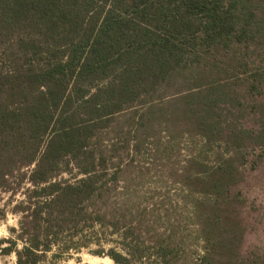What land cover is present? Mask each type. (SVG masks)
Listing matches in <instances>:
<instances>
[{"label": "trees", "instance_id": "obj_1", "mask_svg": "<svg viewBox=\"0 0 264 264\" xmlns=\"http://www.w3.org/2000/svg\"><path fill=\"white\" fill-rule=\"evenodd\" d=\"M195 139L174 174L202 196L200 264H264L241 257L245 227L218 175L230 154L264 159V0H0V192L23 187L0 253L15 264L82 248L175 264L125 174L145 150L171 162Z\"/></svg>", "mask_w": 264, "mask_h": 264}, {"label": "rangeland", "instance_id": "obj_2", "mask_svg": "<svg viewBox=\"0 0 264 264\" xmlns=\"http://www.w3.org/2000/svg\"><path fill=\"white\" fill-rule=\"evenodd\" d=\"M199 140L190 144L180 142L172 150L174 155L171 162L156 157L149 150L143 156H138L135 166L130 167L125 174L126 179L140 187V192L134 198L143 199L149 207L148 221L159 228L162 236L175 248L173 260L175 264H200L205 252V242L198 236V225L192 216V202L202 196L188 193L177 182L176 169H181L184 158L195 152ZM224 169L218 171L223 180L222 186L228 189L229 196L236 199V209L241 215L245 227L239 252L243 260L264 261V159L252 166L253 155H250L245 164L239 162V156L230 154ZM140 163V164H139ZM233 173V177H232ZM64 178H71L64 173ZM25 185V184H24ZM23 185V186H24ZM23 187L15 194L11 191L0 192V240L16 235L10 228L19 227L20 215L13 212L16 201L23 198ZM236 197V198H235ZM153 234L146 235V242H152ZM118 236L107 235L103 242L105 248L117 246ZM105 239V238H104ZM3 242V245H7ZM21 247V242L18 243ZM92 244L90 248H95ZM16 255L0 253V264H15ZM115 264L108 256L92 254L89 249L82 248L75 252L70 251L62 256L54 257L52 252L39 264Z\"/></svg>", "mask_w": 264, "mask_h": 264}]
</instances>
